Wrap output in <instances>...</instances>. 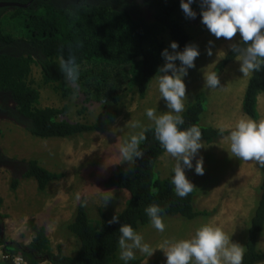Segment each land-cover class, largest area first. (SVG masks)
I'll list each match as a JSON object with an SVG mask.
<instances>
[{
  "label": "trees",
  "instance_id": "16d2710c",
  "mask_svg": "<svg viewBox=\"0 0 264 264\" xmlns=\"http://www.w3.org/2000/svg\"><path fill=\"white\" fill-rule=\"evenodd\" d=\"M191 7L197 12L195 19L185 17L180 0H33L27 8H1L0 44L11 47L14 52L7 54L3 47L0 48V92L10 94L16 104L23 119L15 118L16 122L29 135L40 139L69 138L102 128L114 119L115 112L103 122L87 126L63 119L66 107H38L40 94L30 79L32 66L40 68L45 86L56 85L54 89L66 97L69 89L60 63L74 54L79 65L76 86L85 96V102L117 103L124 91H136L138 98L143 99L164 61L160 55L166 48L164 36L178 43V51L187 44H193L188 32L196 20H201L199 0ZM6 20L20 21L25 34L16 37L11 32L4 33L1 28ZM235 59L236 54L230 49L217 64L215 72H220ZM260 93H264V70L251 74L241 104L243 114L255 121L258 119L256 103ZM205 101L203 95H197L182 116L185 121L183 127L199 126L202 143L209 145L223 132L200 126ZM145 136L140 145L144 156L134 159L132 173L121 172L103 182L104 190H122L129 195L125 210L117 216L118 223L109 224L111 219L102 210L98 211L99 219L91 223L79 204L73 222L67 226L68 233L80 244V250L74 257H65L58 249L52 253L45 230L41 227L34 228L33 238L27 246H5L0 240L3 253L10 257L21 256L29 264H114L119 250L120 225L130 224L137 231L139 227L150 224L144 212L148 205L159 204L164 208L163 217L192 221L206 216V212L196 211L193 207L194 191L181 199L175 195L170 177H155L158 158L165 151L154 138L153 128H148ZM25 167L23 177L34 179L40 192L50 182L61 178L34 161ZM16 187L17 181H12L10 188L15 190ZM263 225L264 168L260 198L246 238L243 264H264V252L257 248ZM140 262L136 259L130 264Z\"/></svg>",
  "mask_w": 264,
  "mask_h": 264
},
{
  "label": "rangeland",
  "instance_id": "374dc122",
  "mask_svg": "<svg viewBox=\"0 0 264 264\" xmlns=\"http://www.w3.org/2000/svg\"><path fill=\"white\" fill-rule=\"evenodd\" d=\"M22 27L20 21L6 20L2 23L1 30L22 37L25 34ZM188 33L193 38V44L199 47L200 56L195 61L196 67L189 69V74L185 77V109L197 95H203L206 101L199 121L200 126L219 131L223 129V135L209 145L203 144L199 150L197 159L203 158L204 174L195 173L196 159L193 160V169L185 170L186 177L195 186L193 207L207 215L192 221L162 216L164 232H158L151 223L139 227L137 232L143 236L144 242L158 248L166 239H190L203 225L218 226L229 235L232 242L240 244L245 251L247 234L260 198L263 168L255 161H244L231 154L229 133L239 119L247 118L242 112L241 104L251 74L243 76L239 70L240 61L235 59L217 72L222 87L209 89L204 86V73L215 71L217 64L231 49L230 46L240 41V36L237 33L231 41L216 39L201 20H196ZM210 40L214 41L212 56L206 54ZM171 42L169 37L164 36L165 46L170 52ZM163 63L164 61L161 66ZM176 63L179 65V61ZM30 79L39 90L38 107H66L67 113L63 119L69 123L92 126L103 122L115 112L114 119L102 128L69 138L40 139L29 135L17 122H0V153L5 161L19 163L24 167L34 161L50 173L61 175L62 180H56L49 188L52 194L49 190L46 194L48 186L40 192L34 179L23 177L24 173L15 175L1 166L0 195H5L15 221H29L31 224L32 218L29 216L33 214L47 218L48 224L46 221L42 223L49 231L50 245L53 247L56 242L61 254L73 253L74 256L80 250V244L68 233L67 226L73 222L78 205H82L91 223L99 219V208L95 206L98 203L109 219L125 210L128 193L122 190H104L103 182L121 172L132 173L133 163L123 160L118 152L120 145L131 135L139 134L143 130L133 128L132 123L139 121L144 129L154 128L153 122L145 114L146 109L155 108L157 114L169 110L160 98L157 77L151 80L143 99L138 98L136 91H124L117 103L107 105L95 100L85 102V96L72 83L70 77H66L65 83L69 89L66 97L61 95L60 90L54 89L56 85L43 84L39 67L32 66ZM256 105V121L259 122L264 120V93L258 95ZM174 166L175 159L164 152L158 158L155 177L171 178L174 175ZM12 181H17L15 190L10 188ZM58 181L60 186L57 185ZM60 190L59 195L57 191ZM77 196L80 197L79 200ZM55 216L60 218L56 219ZM258 237L257 248L264 252V225ZM119 255L120 250L115 255L114 264H123ZM136 257L141 260L139 264H165L166 260L163 250L160 249L150 258L136 251Z\"/></svg>",
  "mask_w": 264,
  "mask_h": 264
},
{
  "label": "clouds",
  "instance_id": "9594fccd",
  "mask_svg": "<svg viewBox=\"0 0 264 264\" xmlns=\"http://www.w3.org/2000/svg\"><path fill=\"white\" fill-rule=\"evenodd\" d=\"M196 2L197 0H180V8L186 18H196L197 12L191 7ZM199 7L201 23L216 39L231 41L239 33L240 41L230 47L240 61L239 70L243 76L264 70V0H199ZM213 46L214 41L210 40L206 48L208 56L213 55ZM170 48L171 52L168 48L162 50L160 55L164 63L158 68L156 75L160 98L169 111L157 114L155 108H147L145 114L153 122L154 138L175 159L171 184L174 185L175 195L183 199L195 187L185 174L186 169H193L194 159L195 173L204 174L203 158L197 159L199 150L203 147L202 130L195 124L183 127L185 121L182 116L187 91L185 77L188 76L189 69L196 67L195 61L200 56V50L195 44H187L182 51H178L179 45L175 41L170 43ZM76 60L77 57L70 54L60 63L61 72L70 77L74 85L79 80V65ZM204 82V86L209 89L222 87L215 71L204 73ZM131 126L143 130L139 134L131 135L120 145L118 152L123 160L134 162L135 158L144 156L140 145L146 139L147 129L139 121L133 122ZM229 136L230 151L234 157L255 161L259 167L264 168V120L257 122L250 118H241ZM77 199L80 197L77 196ZM144 212L158 232L165 231L162 218L164 208L153 203ZM118 222L119 217L113 216L108 223ZM118 247L119 259L123 264L135 261L136 251L150 258L157 249L163 250L165 264H243L244 259L243 247L232 242L222 228L211 225L201 226L190 239H166L158 248H154L144 242L143 236L130 224H121Z\"/></svg>",
  "mask_w": 264,
  "mask_h": 264
},
{
  "label": "crops",
  "instance_id": "0c3cea01",
  "mask_svg": "<svg viewBox=\"0 0 264 264\" xmlns=\"http://www.w3.org/2000/svg\"><path fill=\"white\" fill-rule=\"evenodd\" d=\"M58 180L62 181L60 179H58ZM5 181L9 182V181H7V179ZM59 181H58L57 185L60 186ZM55 182H57V181L55 180L54 182L49 183L47 185L48 189H46V194H47L49 188H51V186H53ZM58 188L60 189V187H58ZM57 192H59V195H60L61 190L57 191ZM49 193L52 194L50 190H49ZM44 197H42V198H44ZM122 202H124V196L121 197V203ZM95 206L97 208H99V209H97V211L101 210V208H102V206H100L99 203L97 205H95ZM9 208H10V206H8V202H7L6 198H5V195L4 196L0 195V240L3 242V245L12 246L14 244L16 247H19L20 245L21 246H27L31 242V240L33 238L34 228L35 227L36 228H40L41 227V228H43L45 230V235H46V238H47V240L49 242V246L51 248L52 253H56V251L58 249V247H57L58 245H57L56 242H54L55 246L53 245V247H52L50 245L49 231H48V229H46L43 226V223H42L43 221H46V223L48 224L47 218H45L42 215L39 216L37 214H33V215L29 216V218H32V220H31V222H32L31 224L32 225L29 223V221H27L26 223L24 221L23 222H18V221H15V219L12 216ZM122 211L120 213H122ZM53 212L54 211H52V216L54 217ZM55 218L59 219L60 217H56L55 216ZM16 222L18 223V226H16V224H17ZM53 229H54V227H53ZM53 229H52L51 232H53ZM77 247L78 246H76V248ZM63 256H65V257H74L73 253H71V254L65 253V255H63Z\"/></svg>",
  "mask_w": 264,
  "mask_h": 264
},
{
  "label": "flooded vegetation",
  "instance_id": "af4514ba",
  "mask_svg": "<svg viewBox=\"0 0 264 264\" xmlns=\"http://www.w3.org/2000/svg\"><path fill=\"white\" fill-rule=\"evenodd\" d=\"M0 2H8V1L0 0ZM7 9H11V8H7ZM0 46H1L0 48L3 47L1 44ZM3 51L7 54L14 52L11 47H6V46L3 47ZM15 118L23 120L20 114L17 112L16 104L12 100L11 95L6 92H0V122L7 120L16 122ZM1 166L8 168L10 172L15 175L16 174L20 175L26 171V167L22 166V164L5 161V158L2 157L0 153V167Z\"/></svg>",
  "mask_w": 264,
  "mask_h": 264
},
{
  "label": "built area",
  "instance_id": "2783aa9c",
  "mask_svg": "<svg viewBox=\"0 0 264 264\" xmlns=\"http://www.w3.org/2000/svg\"><path fill=\"white\" fill-rule=\"evenodd\" d=\"M6 261L9 262V264H29L23 257H21V256H12V257L7 256L0 249V264H3Z\"/></svg>",
  "mask_w": 264,
  "mask_h": 264
},
{
  "label": "water",
  "instance_id": "95a60500",
  "mask_svg": "<svg viewBox=\"0 0 264 264\" xmlns=\"http://www.w3.org/2000/svg\"><path fill=\"white\" fill-rule=\"evenodd\" d=\"M31 1L28 2L27 4H19V3H14V2H0V9L1 8H27L30 4Z\"/></svg>",
  "mask_w": 264,
  "mask_h": 264
}]
</instances>
